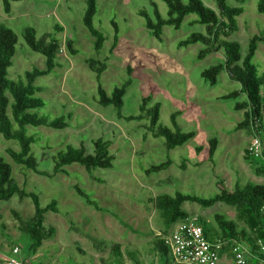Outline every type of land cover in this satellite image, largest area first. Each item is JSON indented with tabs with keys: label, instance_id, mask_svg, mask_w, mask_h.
I'll return each instance as SVG.
<instances>
[{
	"label": "rangeland",
	"instance_id": "obj_1",
	"mask_svg": "<svg viewBox=\"0 0 264 264\" xmlns=\"http://www.w3.org/2000/svg\"><path fill=\"white\" fill-rule=\"evenodd\" d=\"M163 15L167 14L164 0H154ZM231 4H240L228 0ZM258 0H245L244 11L237 17L238 29L230 39L238 40L241 51L247 50L249 38L264 29V13L257 10ZM97 10L93 23L105 36L100 50L94 48V37L83 22L85 0H14L10 13L3 10L0 0V22L13 28L18 34L16 52L8 75L24 79L26 70L45 67V56L32 50L24 40L23 30L33 26L37 36L55 33L62 42L57 65L49 73L39 75L35 83L42 87L38 95L43 106L34 109L39 115L50 119L67 114V126L53 128L45 125H28L27 131L36 141L33 154L43 170H51L52 154L65 149L68 144L83 141L89 152L98 136L112 139L113 166L97 167L90 172L79 163L66 165L67 173L53 177L35 173L17 164L7 153V147L18 148L15 141L0 133V155L12 164L13 175L26 190L39 195L42 205L57 200L58 211L46 213V223L55 229L54 235L43 241L35 254L29 252V240L18 229L13 211L26 217L33 211L30 197L20 199L16 194L0 202V259L13 245L20 247L18 256L27 264H132L129 256L134 253L141 264H162L155 238L166 230L171 232L174 224L166 228L154 198L160 193L176 191L209 197L219 191V179L231 190L238 181L264 184V174L255 171V165L247 158L251 134L245 128L236 129L243 118L244 109H235L237 98L223 95L240 88L226 70L219 73L212 85L205 81L201 72L224 59L223 50L197 58L202 44L178 46L179 39L193 30H203V25L189 24L188 16L180 28L163 26L162 39L154 37L145 26V17L139 13L153 11L152 0H96ZM204 2L215 7L214 0ZM118 26V41L111 48ZM61 25L59 31L55 25ZM67 38L74 40L77 49L72 54L65 44ZM96 58L106 63L100 74L87 64L86 59ZM253 62L259 73L264 72V39L258 42ZM132 68L133 81L124 95L122 112L126 115L140 112L142 97L152 95L151 103L160 105L158 124L172 126L171 114L177 112L176 120L183 131L194 135L184 143L169 150L164 138L155 137L145 125L148 119L126 120L116 114L113 105H101L98 101V84L108 93L122 84ZM217 138L214 159L208 157L209 140ZM171 159L168 168L147 173L150 165ZM185 160V167L181 162ZM262 162V159H259ZM81 187L99 207L88 203L78 193ZM183 207L189 214H197L218 228L215 213L243 224L236 218L233 206L217 202L204 207L197 202L186 201ZM71 224L105 242L99 249L92 240L77 232ZM118 245L122 256L114 255ZM225 254L229 260L231 256ZM231 259V258H230ZM223 260V259H222ZM225 260V259H224ZM169 264H175L171 260ZM230 264H232L230 262ZM236 264V263H234Z\"/></svg>",
	"mask_w": 264,
	"mask_h": 264
},
{
	"label": "trees",
	"instance_id": "obj_2",
	"mask_svg": "<svg viewBox=\"0 0 264 264\" xmlns=\"http://www.w3.org/2000/svg\"><path fill=\"white\" fill-rule=\"evenodd\" d=\"M14 0H3V10L10 13L11 4ZM240 4H231L228 0H214L215 7L207 5L204 0H164L167 5V14L163 15L157 5L152 0L153 11L149 13L146 9H141L139 13L145 17V26L156 38L162 39L163 26L171 25L180 28L183 21L190 15H194L187 21L193 25L196 23L203 25V30H193L185 37L178 40L177 45L187 46L192 43H201L202 48L197 53V58H204L207 54L218 50H223L224 59L206 67L201 75L208 83L214 85L217 82L219 73L226 70L228 75L240 83V88L232 90L223 95L224 98H237L244 94V100L235 101V109H244L243 118L236 124V129L245 128L248 133L254 134L260 129L264 122V72L259 73L257 66L253 62L258 42L264 39V29L259 34H254L249 38L247 50L243 54L241 44L238 40L230 39L233 32L238 29L237 17L244 11L243 2L245 0H235ZM86 9L83 14V22L94 37V48L100 50L105 41L104 34L94 26L93 19L97 10L96 0H85ZM257 10L264 13V0L257 1ZM115 25V34L111 48L118 41V26ZM61 25L56 24L55 30L59 31ZM24 40L34 51L45 56V67H34L26 70L24 79H13L8 75V68L12 64V58L16 52L18 34L10 26L0 22V133L8 140L15 141L18 148L7 147V153L17 164L35 173L53 177L58 173H67L66 165L74 162L81 164L89 172L97 167L107 168L113 166L114 154L110 151L113 141L110 138L98 136L93 140V151L89 152L83 141L78 144H68L65 149H60L52 154V169L43 170L39 167V161L33 154L32 145L36 141L33 134L27 131L28 125H45L53 128H64L68 124L67 114H62L50 119L45 115H39L33 111L43 106L44 101L38 95L42 87L35 83L39 75L49 73L57 65V56L62 51V42L53 32H46L37 36V31L33 26H26L23 30ZM66 46L72 54L77 52L74 47V40L67 38ZM88 66L95 71L99 81L100 74L106 68L103 60L96 58L86 59ZM132 68L127 67L128 77L126 80L113 88L111 93L99 83L97 101L104 106L113 105L116 114L126 120L148 119L145 127L151 131L153 136L164 138L167 150L174 148L187 141L194 135L193 131H183L178 125L177 112L171 114L172 126L158 124L160 105L158 102L151 103L152 95L147 94L142 97L140 112L137 114H124V95L131 85ZM259 128V129H258ZM218 139L209 140L208 157L214 159ZM247 158L255 165L258 174H264V161L254 157L246 149ZM171 159L167 158L162 162L150 165L145 171L147 173L158 172L166 169L171 164ZM185 167V160L181 162ZM219 191L209 197H202L196 194L176 191L171 193H160L155 198V204L166 228L171 227L178 220L186 217L189 213L183 207L184 202H197L208 207L217 202H224L234 207L236 218L243 225L238 226L237 222L226 218L219 212L215 213L217 227L208 220L199 216L203 226L205 236L210 240H229L224 245L222 254L232 256L231 245L234 241L248 243L252 254L249 256L248 264H256L257 257H264V250L258 244L261 240L264 244V184L249 181L245 184L235 183L233 189H229L223 179H219ZM79 194L84 196L88 203L99 207L85 193V191L75 185ZM20 199L30 197L33 203V211L26 217L21 216L16 210L13 211L18 220V229L29 240V252L35 254L43 241L51 238L55 229L46 223V213L48 211H58L56 199H52L46 205H42L39 195L34 191L26 190L22 187L13 175L12 164L0 155V202L10 199L13 195ZM79 233L88 236L84 230L71 224ZM168 236L166 230L155 238V247L158 250L162 264H186L176 262L171 253V249L166 244ZM92 242L103 249L105 242L95 236H88ZM114 255L122 256L118 245H114ZM132 264H141L134 253L129 252ZM119 264H124L123 260H118ZM37 264H43L38 262Z\"/></svg>",
	"mask_w": 264,
	"mask_h": 264
},
{
	"label": "built area",
	"instance_id": "obj_3",
	"mask_svg": "<svg viewBox=\"0 0 264 264\" xmlns=\"http://www.w3.org/2000/svg\"><path fill=\"white\" fill-rule=\"evenodd\" d=\"M255 132L251 134L247 150L254 157L264 161V122L260 125V129ZM227 241L208 239L197 214H189L178 220L165 239L174 260L186 264H218L221 251ZM258 244L264 250V244L261 240ZM19 252L20 247L18 245L11 246L1 257L0 264H27V261L18 256ZM231 252V257L236 264L249 263V256L252 252L248 243L234 241L231 245ZM257 259L256 264H264V257H257Z\"/></svg>",
	"mask_w": 264,
	"mask_h": 264
},
{
	"label": "crops",
	"instance_id": "obj_4",
	"mask_svg": "<svg viewBox=\"0 0 264 264\" xmlns=\"http://www.w3.org/2000/svg\"><path fill=\"white\" fill-rule=\"evenodd\" d=\"M227 256V255H226ZM231 258V259H230ZM229 260L227 259V257H225V254H222L220 257V260L218 262V264H230V262L232 264H234L235 262L233 261L232 257H230ZM223 259V260H222ZM225 259V260H224Z\"/></svg>",
	"mask_w": 264,
	"mask_h": 264
}]
</instances>
